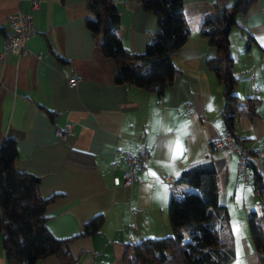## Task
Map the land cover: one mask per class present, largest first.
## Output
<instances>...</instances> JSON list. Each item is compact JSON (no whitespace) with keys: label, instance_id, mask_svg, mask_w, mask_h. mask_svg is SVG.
<instances>
[{"label":"crops","instance_id":"1","mask_svg":"<svg viewBox=\"0 0 264 264\" xmlns=\"http://www.w3.org/2000/svg\"><path fill=\"white\" fill-rule=\"evenodd\" d=\"M38 1L40 7L32 9L31 0H0V52L9 14L31 12L37 30L26 42L28 54L0 56V144L6 136L17 138L16 168L41 176L43 195L58 194L47 207V225L56 237L77 235L70 245L74 264H124L129 243L171 234L170 200L186 188L177 179L208 155L234 240L233 258L221 264H260L248 228L249 213L260 211V202L238 169V154L217 144L228 135L222 127L221 85L207 68L216 50L200 31L208 13L233 0H183L191 34L174 54L180 73L162 96L115 83V63L86 25L87 0ZM114 3L121 13L116 33L132 52H144L157 27L156 15L141 10L137 0ZM248 35L253 41L247 47ZM229 38L235 91L242 98L238 134L252 139L248 147L262 148L264 0L248 6ZM72 76L75 84H70ZM249 97L254 99L247 102ZM248 104L256 111L252 117L244 111ZM67 123L72 129L58 138L56 128ZM178 143L182 151L176 150ZM125 150L147 154L130 187L113 183L126 167ZM100 213L105 217L101 231L78 235ZM0 264H6L2 232ZM36 264L60 260L49 255Z\"/></svg>","mask_w":264,"mask_h":264},{"label":"trees","instance_id":"2","mask_svg":"<svg viewBox=\"0 0 264 264\" xmlns=\"http://www.w3.org/2000/svg\"><path fill=\"white\" fill-rule=\"evenodd\" d=\"M137 1L141 10L153 12L157 18V27L142 53L132 52L116 33L121 13L114 0H87L86 25L95 36L99 35L98 42L103 53L114 61L115 83L133 85L162 96L180 73L173 59L174 54L191 34L184 2ZM253 2L233 0L230 5L216 7L204 17L200 31L216 50V55L207 59V68L221 85L224 133L235 145L247 147V178L263 210L264 172L258 156L261 147H248L246 144L252 139L238 134L236 117L242 98L235 91L237 78L233 73L234 58L229 38L230 29ZM247 38L248 47L253 38L251 35ZM48 46L54 51L50 42ZM252 99L247 98V102ZM45 110L53 115L52 110ZM244 111L250 117L256 113L249 104ZM18 154L17 138L6 136L0 144V232L6 264H36L49 255H56L60 264H74L70 245L77 235L59 238L47 225V207L58 194L43 195L40 188L42 177L16 168ZM177 180L186 188L170 200L171 234L129 243L123 254L124 264H221L233 258L230 219L225 207L219 203L212 156L208 155L184 168ZM261 210L250 211L248 228L258 260L264 264V214ZM104 221L102 213L92 216L78 235L99 233Z\"/></svg>","mask_w":264,"mask_h":264},{"label":"built area","instance_id":"3","mask_svg":"<svg viewBox=\"0 0 264 264\" xmlns=\"http://www.w3.org/2000/svg\"><path fill=\"white\" fill-rule=\"evenodd\" d=\"M32 9H38L40 2L38 0H31ZM7 24L9 31L4 35L3 50L0 52L2 56L3 52H12L15 55L21 56L28 54V48L26 45L27 40L37 33L32 23V14L29 11H18L11 13L7 16ZM76 77L70 78V84H75ZM72 129V124H65L64 128H56L55 133L58 138H64L67 131ZM218 145H226L233 152L238 154V169L247 177L246 171V157L247 147H239L235 145L228 136L224 141H219ZM122 157L126 162V167L123 170L122 176L114 175L113 183L115 185H122L124 187H130L138 179V172L144 166V160L147 157L146 153L133 154L132 152L125 150L122 152ZM261 158V168L264 172V145L258 153ZM165 182L168 183V177L165 178Z\"/></svg>","mask_w":264,"mask_h":264},{"label":"snow or ice","instance_id":"4","mask_svg":"<svg viewBox=\"0 0 264 264\" xmlns=\"http://www.w3.org/2000/svg\"><path fill=\"white\" fill-rule=\"evenodd\" d=\"M176 150L177 151H182V145H180L179 143L176 146Z\"/></svg>","mask_w":264,"mask_h":264},{"label":"rangeland","instance_id":"5","mask_svg":"<svg viewBox=\"0 0 264 264\" xmlns=\"http://www.w3.org/2000/svg\"><path fill=\"white\" fill-rule=\"evenodd\" d=\"M251 186V185H250Z\"/></svg>","mask_w":264,"mask_h":264}]
</instances>
